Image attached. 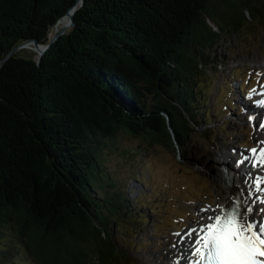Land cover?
Segmentation results:
<instances>
[{
    "label": "trees",
    "instance_id": "1",
    "mask_svg": "<svg viewBox=\"0 0 264 264\" xmlns=\"http://www.w3.org/2000/svg\"><path fill=\"white\" fill-rule=\"evenodd\" d=\"M75 1L0 0V264L18 248L22 264H135L103 147L118 130L175 147L209 125L197 78L210 48L246 11L264 18V0H81L39 59L7 55L48 43Z\"/></svg>",
    "mask_w": 264,
    "mask_h": 264
},
{
    "label": "rangeland",
    "instance_id": "2",
    "mask_svg": "<svg viewBox=\"0 0 264 264\" xmlns=\"http://www.w3.org/2000/svg\"><path fill=\"white\" fill-rule=\"evenodd\" d=\"M261 11L264 15V5ZM246 13L248 22L219 35L210 48L213 67L197 78L203 95L200 103L208 112L209 125L202 123L175 147L168 138L148 145L123 130H118L113 141L103 147L105 164L123 182L132 210L120 219L118 239L135 264H158L157 253L176 243V233L196 227L203 219L202 213L221 203L216 189L219 184L225 190L227 186L219 180V169L228 170L220 164L223 150L240 155L226 165L247 158L241 169L251 174V182L259 177V170L264 176V170L253 168L251 152L255 148L259 153L260 146L264 147V128L259 126L264 123V18ZM67 20L68 16H63L51 28V34ZM15 51L39 56L32 42ZM257 72L262 75L257 76ZM250 106L260 108L261 113L251 111ZM259 207L264 205L257 204V212ZM134 220L138 222L136 226ZM9 241V233L0 236V250ZM23 255L18 248L12 264H22Z\"/></svg>",
    "mask_w": 264,
    "mask_h": 264
},
{
    "label": "snow or ice",
    "instance_id": "3",
    "mask_svg": "<svg viewBox=\"0 0 264 264\" xmlns=\"http://www.w3.org/2000/svg\"><path fill=\"white\" fill-rule=\"evenodd\" d=\"M252 119L250 116L249 120ZM259 126L264 128V123ZM251 152L255 157L253 168L264 167V148L259 153L255 148ZM246 159L238 160L236 167L240 168ZM245 183L249 181L245 180ZM255 193L259 195L253 199ZM244 196L245 191L241 189L227 210L208 218L214 220L213 223H207L199 231L192 229L186 233L190 238L196 233L190 253L195 259L188 264H264V207H259L258 212L255 208L257 204L264 205V176L255 178L247 191V198L241 199ZM254 212L259 219L255 218Z\"/></svg>",
    "mask_w": 264,
    "mask_h": 264
},
{
    "label": "bare ground",
    "instance_id": "4",
    "mask_svg": "<svg viewBox=\"0 0 264 264\" xmlns=\"http://www.w3.org/2000/svg\"><path fill=\"white\" fill-rule=\"evenodd\" d=\"M65 16V15H64ZM264 102V101H263ZM264 105V103H263ZM244 108V107H243ZM251 108V109H250ZM264 108V107H263ZM249 109L253 112L261 113L260 108L256 106H250ZM264 148L260 146V149ZM259 149V150H260ZM222 154L223 160L221 165L224 167H227V171H223L222 169H219V180L223 182L227 186V190L220 184L218 185L216 189L217 195L220 197L221 203L219 202L217 204V207H214L211 209L208 213H202L203 219L199 220V223L196 227H188L184 232L176 236V243L175 247L173 246H165L163 250H161L159 253H157V262L158 264H188L190 260L195 259L191 256V248L192 244L194 243V239L196 236V233H193L192 237H188L186 233L191 231L192 229H196L197 231L200 230L202 226H205L207 223H213L214 220H209V217H214L215 215L219 214L221 211L227 208L229 203L237 196L239 195V192L241 189L245 191V196L241 197V199L247 198V191L249 187L251 186V181L248 179L249 175L246 171H243L240 168L236 167V164L234 163L232 166L226 165L225 162L230 161L231 159H238L240 158V155L236 153L235 156L228 150H223ZM253 161L255 162V157L253 156ZM237 162V161H236ZM259 169L264 170V167H259ZM259 177L263 176V171H258ZM245 180L249 181L248 184L245 183ZM257 193L254 194L253 197H255ZM219 206V207H218ZM255 218H257L256 213L254 212ZM258 219V218H257Z\"/></svg>",
    "mask_w": 264,
    "mask_h": 264
},
{
    "label": "water",
    "instance_id": "5",
    "mask_svg": "<svg viewBox=\"0 0 264 264\" xmlns=\"http://www.w3.org/2000/svg\"><path fill=\"white\" fill-rule=\"evenodd\" d=\"M81 2V0H76L74 4H72L63 15H67L68 16V20L66 21L65 24H63L60 28H58V30L50 37V40L48 43L46 44H42L39 43L35 38H30V39H26L22 42H20L19 44L15 45L10 52L7 54L9 55L10 53L14 52L18 47L23 46L29 42H32L33 45L37 48V50L39 51V56L37 59H39V57L41 56V54L46 50V48L49 46L50 42L53 41L58 35H60L61 33H63L64 31H66V28L68 25H72L73 24V12L76 8V3L77 2ZM7 55L4 57L6 58Z\"/></svg>",
    "mask_w": 264,
    "mask_h": 264
}]
</instances>
